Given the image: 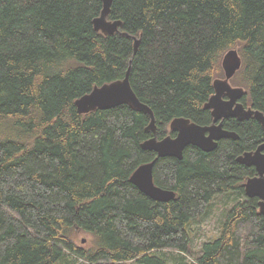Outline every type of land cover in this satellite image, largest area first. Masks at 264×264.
<instances>
[{"label":"trees","instance_id":"obj_1","mask_svg":"<svg viewBox=\"0 0 264 264\" xmlns=\"http://www.w3.org/2000/svg\"><path fill=\"white\" fill-rule=\"evenodd\" d=\"M101 10L102 0H0V264H69L68 255L165 264L157 254L189 256L191 222L231 194L241 201L195 264H264V217L243 192L256 172L236 161L264 142L259 123L227 118L236 140L211 152L188 146L178 160L141 148L153 137L148 115L128 105L79 115L74 105L123 79L131 60V89L153 112L158 139L175 135V118L208 126L204 104L235 51L241 102L264 114V0H114L108 19L122 26L113 36L93 29ZM152 161L154 184L173 200L130 182ZM76 231L93 237L91 248L76 246Z\"/></svg>","mask_w":264,"mask_h":264},{"label":"water","instance_id":"obj_2","mask_svg":"<svg viewBox=\"0 0 264 264\" xmlns=\"http://www.w3.org/2000/svg\"><path fill=\"white\" fill-rule=\"evenodd\" d=\"M114 0H102V10L98 18L92 21L95 32L104 36H113L120 33L122 22L109 20L110 9ZM140 39L133 38V55L138 50ZM223 78L213 81L214 94L210 97L204 108L211 111L213 123L211 126L202 127L191 123L188 119L175 118L169 123V130L175 132V137L167 136L158 139L154 114L151 109L140 102L129 83L131 60L123 79L116 80L101 86H95L89 93L75 100L74 105L79 115H86L96 110L112 109L120 105H128L135 111L142 112L149 117L147 130L153 133V138L143 142L141 148L154 152L158 158H176L180 160L183 151L188 146H193L203 152H211L217 148V142L221 139L236 140L234 133L224 131L222 121L227 118H235L238 121L253 118L260 124L264 132V114L246 107L239 102L245 94L243 88L232 87L230 80L241 67V59L235 51L226 53L221 61ZM226 97V99H224ZM238 163L253 167L256 176L246 180L244 192L249 198L258 199L259 213L264 217V142L254 151L244 153L236 160ZM154 161L139 166L130 182L143 194L157 202H168L175 198V193L162 189L153 182Z\"/></svg>","mask_w":264,"mask_h":264},{"label":"rangeland","instance_id":"obj_3","mask_svg":"<svg viewBox=\"0 0 264 264\" xmlns=\"http://www.w3.org/2000/svg\"><path fill=\"white\" fill-rule=\"evenodd\" d=\"M221 75L217 78L224 77ZM230 84L232 87H241L236 84L234 79L230 80ZM239 200L241 201V198L236 194L217 196L210 204L206 214L191 222L189 226V233L191 236L189 256L170 252H159L157 256L162 257L165 260V264H195L196 260L193 255L199 254L200 248L204 243L213 241L219 236L220 226L224 216L227 214L231 206ZM71 239L75 242L77 247L85 250L91 248L93 245V237L81 231H76ZM67 261L69 264H83L82 261H79L73 255H68Z\"/></svg>","mask_w":264,"mask_h":264},{"label":"bare ground","instance_id":"obj_4","mask_svg":"<svg viewBox=\"0 0 264 264\" xmlns=\"http://www.w3.org/2000/svg\"><path fill=\"white\" fill-rule=\"evenodd\" d=\"M136 39H137V38H136ZM220 68H221V67H220ZM214 80H215V79H214ZM213 94H214V91H213ZM213 94H212V95H213ZM212 95H211V96H212ZM244 95H245V94H244ZM209 99H210V98H209ZM224 99H226V98L224 97ZM207 102H208V101H207ZM207 102H206V103H207ZM239 102H240V101H239ZM242 104H243V103H242ZM204 105H205V104H204ZM243 105H244V104H243ZM204 109H205V108H204ZM208 111H210V110H208ZM210 114H211V111H210ZM211 117H212V116H211ZM250 119H251V118H250ZM224 120H225V119H224ZM222 122H223V121H222ZM191 123H192V122H191ZM212 123H213V119H212L211 124L208 125V126H211ZM202 127H203V126H202ZM204 127H206V126H204ZM260 127H261V126H260ZM224 131H225V130H224ZM171 132H172V131H171ZM227 132H228V131H227ZM175 135H176V133H175ZM175 135H174V137H175ZM168 136H169V135H168ZM166 137H167V136H166ZM152 138H153V137H152ZM164 138H165V137H164ZM162 139H163V138H162ZM217 143H218V142H217ZM259 146H260V145H259ZM259 146H258V147H259ZM258 147H257V148H258ZM254 151H255V150H254ZM254 151H250V152H254ZM245 153H248V152H245ZM243 154H244V153H243ZM243 154H242V155H243ZM156 156H157V155H156ZM240 156H241V155H240ZM238 157H239V156H238ZM238 157H237V158H238ZM237 158H236V160H237ZM152 162H153V161H152ZM149 163H150V162H149ZM255 172H256V171H255ZM133 173H134V172H133ZM133 173H132V174H133ZM131 176H132V175H131ZM254 177H255V176H254ZM129 179H130V178H129ZM248 179H249V178H248ZM245 182H246V181H245ZM245 182H244V184H245ZM244 184H243V186H244ZM170 191H171V190H170ZM243 192H244V187H243ZM244 195L246 196L245 192H244ZM246 197H247V196H246ZM247 198H249V197H247ZM258 213H259V207H258ZM259 214H260V213H259Z\"/></svg>","mask_w":264,"mask_h":264},{"label":"flooded vegetation","instance_id":"obj_5","mask_svg":"<svg viewBox=\"0 0 264 264\" xmlns=\"http://www.w3.org/2000/svg\"><path fill=\"white\" fill-rule=\"evenodd\" d=\"M225 98H226V97H225ZM242 99H243V98H242ZM242 99H241V100H242ZM240 102H241V101H240ZM241 103H242V102H241ZM222 129H223V130H226V129H224V128H222ZM228 132L234 133V132H232V131H228ZM234 134H235V133H234ZM156 135H157V132H156ZM235 135H236V134H235ZM170 136L174 137V134L171 133ZM157 138H158V137H157ZM159 140H160V139H159ZM263 141H264V140H263Z\"/></svg>","mask_w":264,"mask_h":264}]
</instances>
